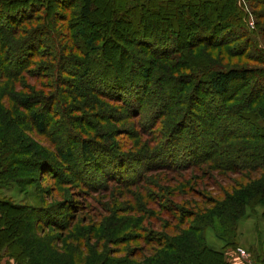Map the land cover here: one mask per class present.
Instances as JSON below:
<instances>
[{
	"label": "rangeland",
	"instance_id": "obj_1",
	"mask_svg": "<svg viewBox=\"0 0 264 264\" xmlns=\"http://www.w3.org/2000/svg\"><path fill=\"white\" fill-rule=\"evenodd\" d=\"M9 1L14 0L0 3V199L20 206L0 205L7 213L0 224L13 217L22 221L16 231L3 234L12 238L13 233L21 247L3 241L0 257L14 261L5 253L9 249L18 256L14 264H167L164 253H170L182 255L178 264H195L171 248L179 237L180 244L188 242L182 233L195 228L231 264H264V219L259 213L241 218L235 227L219 221L217 208L225 193L243 180L241 169H215L210 161L201 162L228 130L235 132L230 138L254 130L243 131L245 122L235 119L234 108L244 92H249L251 111L264 104V79L260 89L256 86L259 93L256 84L243 83L224 96L202 81V73L195 74L203 67L178 70L168 64L186 56L190 62L209 58L202 61L210 62L207 71L237 64L263 67L259 28L264 25L257 28L245 0L238 6L259 42L255 49L239 37V20L225 10V28L218 32L223 42L185 48L168 61L160 58L168 40H157L156 47L149 43L143 53L137 45L126 51L131 37L151 34L150 25H140L137 33L125 23L121 30H103V36L114 34L121 48H113L115 42L99 51V40L89 46L79 35L72 10L59 13L44 6L36 15L30 4ZM97 4L100 15L112 14L105 0ZM257 5L261 17L257 12L264 4ZM200 10L213 17L212 8ZM179 12L186 16L178 17ZM183 12L161 9L150 20L166 25L190 18L188 8ZM145 60L163 70L144 77ZM79 79L89 94L76 89ZM21 97H30V102L22 104ZM33 110L45 111V131L34 125ZM85 142L93 157L83 152ZM32 209L42 210L43 217ZM238 248L247 252L249 262Z\"/></svg>",
	"mask_w": 264,
	"mask_h": 264
},
{
	"label": "trees",
	"instance_id": "obj_2",
	"mask_svg": "<svg viewBox=\"0 0 264 264\" xmlns=\"http://www.w3.org/2000/svg\"><path fill=\"white\" fill-rule=\"evenodd\" d=\"M5 0H0V3H4ZM8 1V0H6ZM18 2V5H27L30 4L31 9L36 10V15L39 9L50 8L52 6V10H55L59 13H63V11H73V14L79 20L78 24H73L74 26H78L77 31H79V35L85 38L86 43L89 46H92L94 42L99 40V44L95 47V50H103L106 51L108 49V43H115L113 48L115 49L121 48V45L117 43V40L114 34H107L103 36V30L112 31V28L116 30L119 27L123 28L126 26L127 28L130 26L131 32L133 30L137 33L136 28H147L150 25V28L153 29L151 34L148 33H141V37L134 39L130 38L131 47L126 48L130 51H135L133 49L134 45H137V49L142 48L141 53L146 52L145 48L150 49L152 44L153 47H156L157 40H168V45H166V49L162 46L163 51L160 54V58L162 61H166L168 58H172L171 55H175L174 53L178 54L184 51L185 48L188 47L199 46L206 43L207 45L216 43L219 44L223 42L220 35L218 34L220 29L225 28V10H227V15H231L234 18L237 17L236 20H239L243 31L238 29L239 37H245L249 45L253 47V49L258 46L259 42L256 40L253 31H250L248 26H250L247 21V13L243 10L239 9L238 6L239 0H105L107 9L110 8L112 10V14L105 16L100 15L98 12V4L97 0H14ZM14 1H9L14 2ZM249 9H251L253 16L255 17V25L258 28V25H264L262 22L264 19V10L263 8H259L260 12H257L261 17H257L255 7L258 4H264V2H259V0H245ZM118 3L119 6L116 4ZM45 7V8H46ZM174 8L177 7V11H184L186 8L189 9L191 13L190 18L177 20L176 23L169 22L168 24L157 23L154 20H150L153 16V13H158V10L166 9V8ZM119 9L116 12L115 10ZM213 10V17L209 15L206 16L203 11L211 9ZM24 10V8H23ZM122 14L119 11H123ZM263 10V11H262ZM198 11L202 12L200 14ZM160 13V12H159ZM158 13V14H159ZM188 13V14H190ZM181 13H178V17L181 16ZM183 15L184 12L182 13ZM183 15L181 17H183ZM186 16V15H185ZM37 17V16H36ZM31 20L32 18H28ZM41 17L39 16V18ZM228 19V18H227ZM260 20V22H259ZM201 21V23H198ZM24 22V21H23ZM22 22V23H23ZM125 23L124 26L122 24ZM233 23V22H231ZM261 24V25H260ZM141 25V26H140ZM13 25L12 27H14ZM107 26H110L111 30H107ZM140 26V27H139ZM39 27V26H38ZM167 27H171L173 29H168ZM105 28V29H104ZM119 29L117 30L118 32ZM129 29V28H128ZM159 30L155 34V31ZM16 32V29H11ZM121 30V29H120ZM260 36H262V40L264 43V26L259 28ZM14 32V33H15ZM111 33V32H110ZM128 35V34H126ZM151 36V37H150ZM125 39V38H124ZM128 39V38H126ZM218 42V43H217ZM173 44V45H172ZM175 44V45H174ZM157 46H159L157 44ZM31 47V43L29 45ZM28 47V49H29ZM125 53V51H123ZM140 53V54H141ZM126 54V53H125ZM130 53H127V57ZM179 55V54H178ZM29 56V55H28ZM171 56V57H170ZM264 57V54H263ZM32 58L29 59L31 61ZM188 57H183L181 59H170V64L175 69H180L181 67H203V71L201 69H197L195 74L202 73L199 77H203L205 83L211 87V89L221 95H227L233 92L237 85L244 86L243 83L248 84L251 83L256 84L253 87H256L259 81L263 78L264 79V66H227L225 68H213L207 71V66L210 65V62H202L207 61L209 58H202L197 59L195 61L190 62ZM207 59V60H206ZM161 60L159 61L161 63ZM168 61V60H167ZM261 63L264 65V59H261ZM26 60L23 61L24 64ZM146 64L143 67L142 75L144 77L150 78L152 73L156 68L158 71H162L163 67L160 66L157 62L145 60ZM167 65L165 63H162ZM188 65V66H187ZM168 71H170L168 69ZM85 73V72H84ZM84 75V74H83ZM77 84L75 85L78 91H82V93L89 94L88 86L82 81V79L78 80ZM260 89L259 86H257ZM256 87V89H257ZM48 89V87H46ZM254 89V90H256ZM257 89L256 92L259 93ZM242 96V97H241ZM249 92H244L243 94H238L241 101L237 103L236 106V117L235 119L242 120L245 122L243 125L246 127L243 131H253L249 134H243L242 136H237L230 138L233 134L234 130H228L227 134L224 135V140L222 143L219 142L212 152L209 155V158H203L201 162H211L213 167L216 169L219 166L227 168H232L230 170H236L237 168L241 169L239 173L243 175V180H240L238 188H233L231 191L225 193V201L219 204L217 211L221 214L219 217V221L222 224V221L225 220L227 224L231 223L230 226L234 223V227L236 223L243 217L247 216L248 214H257L259 213L260 216L264 219V104H258L256 108L251 111L249 109L251 103L249 101ZM264 96V95H263ZM142 98V96H141ZM30 97H21L19 101L22 104H28L30 102ZM243 100V101H242ZM245 100V101H244ZM175 104H177L175 102ZM178 104L174 106L175 110H179L180 107ZM233 106V107H236ZM253 107V106H252ZM30 118L34 122V125L40 130L45 131L48 127L47 119L45 111L42 110H33L30 113ZM237 121V120H236ZM238 122V121H237ZM252 128V129H251ZM251 129V130H250ZM177 131L174 132L176 134ZM235 133V132H234ZM239 134V133H238ZM175 136V135H174ZM228 136V137H227ZM227 137V138H226ZM221 140V141H222ZM161 148V147H160ZM159 148V149H160ZM83 152L89 155V157H93V154L89 151V145L85 142L82 146ZM162 149V148H161ZM251 156V160H247L248 156ZM252 156H257V158H252ZM208 157V155H207ZM210 159V160H209ZM243 163L240 165L239 162ZM252 162V163H251ZM185 165V161L180 166ZM190 164V163H188ZM186 164V166L188 165ZM207 164V163H206ZM251 164V165H250ZM209 164H207L208 166ZM239 165V166H237ZM245 165V166H244ZM249 167V168H248ZM205 170L210 173L207 169H200ZM237 172V171H236ZM210 175V174H209ZM212 178V177H211ZM250 183V184H249ZM249 184V185H248ZM1 206H11V207H19L15 202L7 200V199H0ZM32 211H34L32 209ZM31 211V212H32ZM35 215L39 217H43L42 210H35ZM7 215L6 212L2 211L0 208V220H5V216ZM205 218L212 217L207 216L208 214H201ZM38 216L36 217L38 221ZM207 218V219H208ZM40 220V218H39ZM207 221L206 219H204ZM22 220L20 218L13 217L10 222L5 224H0V246L3 241L6 243H16L21 247V241L19 239L16 240L14 238V234L12 233V238L10 235L3 238V234L5 232H12L16 231L17 227L19 226ZM41 221V220H40ZM190 224V223H189ZM5 225H9V228ZM228 227V226H227ZM9 230V231H8ZM195 232L191 231L189 228L187 231L190 233H186L185 231L182 233L181 237H188V242L180 244V237L177 241H172L174 248L177 251L184 252L185 255L189 256L191 260L195 264H231L225 257L223 251H217L213 247H211L206 241L204 237V233L200 230H195ZM199 232V233H197ZM229 233H225V236H228ZM174 240V239H173ZM228 244V243H227ZM7 245V244H6ZM3 248V247H0ZM8 249V248H7ZM19 250L18 248H16ZM22 252V251H21ZM6 254L10 255L16 261L18 259L14 258L16 256L12 251L6 250ZM24 254V253H23ZM7 256V255H5ZM181 254L173 255L170 253H164V259L166 260L167 264H178V259L181 258ZM28 257V256H27ZM25 257V258H27ZM31 258V257H30ZM18 261V260H17ZM16 261V262H17ZM20 261V260H19ZM51 262V261H50ZM18 263V262H17ZM56 262H54L55 264ZM111 264V263H106Z\"/></svg>",
	"mask_w": 264,
	"mask_h": 264
},
{
	"label": "built area",
	"instance_id": "obj_3",
	"mask_svg": "<svg viewBox=\"0 0 264 264\" xmlns=\"http://www.w3.org/2000/svg\"><path fill=\"white\" fill-rule=\"evenodd\" d=\"M250 23L251 25H254L253 22H250ZM238 254H240V256H242L246 262H249L248 254L244 249L238 248ZM249 264H251V262Z\"/></svg>",
	"mask_w": 264,
	"mask_h": 264
},
{
	"label": "crops",
	"instance_id": "obj_4",
	"mask_svg": "<svg viewBox=\"0 0 264 264\" xmlns=\"http://www.w3.org/2000/svg\"><path fill=\"white\" fill-rule=\"evenodd\" d=\"M0 264H14V261L6 256H3L0 257Z\"/></svg>",
	"mask_w": 264,
	"mask_h": 264
}]
</instances>
